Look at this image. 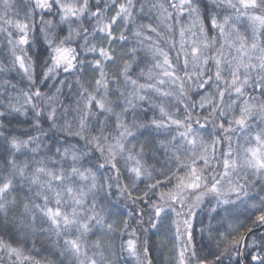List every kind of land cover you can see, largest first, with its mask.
<instances>
[{"label": "snow or ice", "instance_id": "1", "mask_svg": "<svg viewBox=\"0 0 264 264\" xmlns=\"http://www.w3.org/2000/svg\"><path fill=\"white\" fill-rule=\"evenodd\" d=\"M0 264H264V0H0Z\"/></svg>", "mask_w": 264, "mask_h": 264}, {"label": "trees", "instance_id": "2", "mask_svg": "<svg viewBox=\"0 0 264 264\" xmlns=\"http://www.w3.org/2000/svg\"><path fill=\"white\" fill-rule=\"evenodd\" d=\"M17 2H18V3H20V2H21V0H17Z\"/></svg>", "mask_w": 264, "mask_h": 264}]
</instances>
